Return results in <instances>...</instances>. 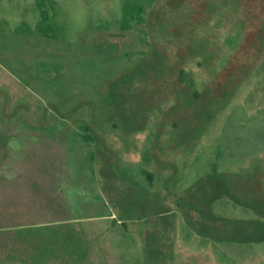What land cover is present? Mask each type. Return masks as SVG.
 <instances>
[{
    "label": "rangeland",
    "instance_id": "374dc122",
    "mask_svg": "<svg viewBox=\"0 0 264 264\" xmlns=\"http://www.w3.org/2000/svg\"><path fill=\"white\" fill-rule=\"evenodd\" d=\"M39 1L0 0V202L9 198L32 204L34 211L30 208L26 215L32 211L38 223L0 228V264H264V242L240 244L208 238L197 234L196 225L187 223L184 216L186 212L192 216L194 204H203L205 210L216 205L218 215L230 220L257 218L255 210L228 197L213 205L212 194L207 203L195 201V195L199 187L209 191L210 181L222 171L244 174L264 169V63L262 71L251 75L235 94L229 95L228 85L220 90L216 104L225 108L214 120L204 119L197 129L161 133L158 141L169 145L165 144L164 150L154 149L157 159L152 163L142 160L154 145L160 126L155 125L153 137L149 132L139 136V150L134 153L127 152L111 135L109 140L119 152L123 168L116 170L114 181H103L99 160L90 156L95 146L84 140L78 126L56 113L55 106L61 107L57 96L52 97L41 82L28 85L26 81L36 79L30 75L35 76L37 66L45 61L53 67L47 84L59 71L64 77L60 90L73 96L84 97L83 90L101 69L116 70L114 81L133 83L124 71L130 62L125 52L148 48L152 39L144 32L150 33L152 14L148 13L147 24L139 33L128 38L119 20L123 0H57L56 9L53 0H43L47 11L44 26L65 28L60 30L63 37L48 44L38 39L44 22ZM225 2L213 1V9L219 8L210 27L215 43L209 46L212 56L211 49L218 45L222 63L235 53L248 28L246 6L237 0ZM165 13L172 17L173 12ZM89 21L95 22V32L117 35L108 36L117 42L109 52V62L94 59L86 64V53L76 52L83 46ZM102 42L103 38L98 46ZM23 66L29 70L25 76ZM102 76L96 77L97 86L92 89L105 97V89L114 81L111 75L108 80ZM211 79L198 74L200 87ZM134 85L126 97H138ZM146 91L143 84L142 92ZM93 100L94 109L107 105ZM77 107L74 101L65 105V112ZM158 107L159 103L147 111L156 112ZM182 132L190 139L185 151H171L182 143L178 137ZM131 145L134 147V140ZM109 152L116 155L111 149ZM43 159L51 162L46 164ZM140 168L154 173L152 184ZM185 196L190 198L181 204L179 200ZM149 242L156 246V262L149 258Z\"/></svg>",
    "mask_w": 264,
    "mask_h": 264
},
{
    "label": "trees",
    "instance_id": "16d2710c",
    "mask_svg": "<svg viewBox=\"0 0 264 264\" xmlns=\"http://www.w3.org/2000/svg\"><path fill=\"white\" fill-rule=\"evenodd\" d=\"M213 1L123 0L119 10V20L121 31L126 32L128 38L131 36L134 38V35L138 34L143 28L144 23L147 24L148 13L152 14L149 19L154 21L148 27L150 33L144 32L149 36L148 38L152 39L151 42L147 43L148 48L142 50L133 48L131 53L129 51L125 52V56L129 57L130 62H128L129 64L124 68V71L127 73V78L134 79L133 83H127L128 80L121 83L118 81L119 79L114 81V79H117L116 70L105 71L101 69L95 74L94 84L91 83L88 88L83 90L84 97L73 96L64 90H60L61 81L64 80V77L59 71L55 73V77L54 73L52 74L54 81L52 80V83L47 84V82H50L47 79L49 73L53 72V67L51 68L49 62L45 61H41L42 63L40 62V65L37 66L39 71L35 76L34 74L30 75L36 77V79L26 81L27 84L31 82V85L41 82L50 89L49 92L52 97L57 96L58 105L61 107L55 106L56 113L78 126L83 133L84 140L95 146L94 150L90 152V156L93 161L95 159L99 160L100 175L103 181L106 179L114 181L116 170L123 168L119 152L113 148L109 140L111 135L116 136L115 138L127 152L134 150V153L139 150V136L147 135V132H149L148 135L151 134L153 137L156 134L152 131L156 128L155 125L160 126L154 145L147 150L142 160L143 162L152 163L157 159L156 154L153 153L154 149L161 148L164 150L166 149L165 144L169 145L164 141V144L158 141V138L162 137L161 133H164V136L165 134L172 135L176 129H180L181 132V129L185 127H195L197 129L202 125L204 119L207 121L214 120L225 108V105L221 107L216 104L218 98H221L220 90L225 89L228 85L229 95L235 94L251 75L260 72L264 63V0H237L239 4L242 3L247 9V33L241 43L235 46V53L224 63L220 60L222 55H220L218 45L215 47L216 49H211L212 56L210 55L209 46L215 43L210 27L219 8L215 6L217 10L213 9ZM220 1H222V4L226 3L225 0ZM38 3L41 18L44 20L42 26H40L42 37L39 36L38 39H43V41L51 44L52 41H56L55 39H59V36L63 37L60 30L62 31L65 28L55 27L52 24L44 26V23H46L44 14L47 13L43 9L45 3L43 0ZM52 4L55 8L57 2L53 0ZM165 12H173V14L171 13L172 17L167 16ZM88 23L90 29L83 36L85 39L83 46L76 49V52L86 53V56H88L86 60H89L85 61L86 64L93 62L94 59L102 63L109 62L108 59L111 60L109 52H112L117 42L110 40L108 36L116 37L117 35L108 32L103 36L102 33L94 31L96 29L94 21ZM112 23H115V21ZM21 29L24 30V28ZM165 36H169L168 39L164 38ZM179 36H181V40L178 38ZM102 38L103 42L98 46V42ZM22 68H24V76L29 74L27 66ZM75 68L76 66L73 67V70ZM99 74L103 75L102 78L106 80L111 75V80L114 81L112 85L107 87L108 90L105 89V97L97 96L95 92L97 88L94 92L92 89V87L97 86L96 77ZM198 74H207L212 79L200 87ZM63 83L65 85V82ZM43 84L41 90L44 91ZM120 84L124 85L121 86ZM133 84H135L133 91L138 96L135 99L125 96L126 92H130L129 88ZM143 84L147 86L146 92H142ZM49 96L51 95L49 94ZM93 99L107 105H101V107L98 105L94 109ZM74 101L78 103V107L76 109L70 108L66 113L65 105L71 106ZM49 102L51 105V101ZM158 103L159 107L156 112L147 111V109H154ZM97 108H99V111ZM160 119L162 120L161 123ZM164 126L165 129H163ZM187 133L189 134V132ZM178 135L182 143L176 145L175 148L173 147L171 151L179 149L184 152V147L190 139L186 136V132ZM133 140L135 141L134 147L131 145ZM109 149L114 151L116 155L110 154ZM43 160L41 162L46 164L51 162L47 159ZM142 168H140V171L152 184L154 173L142 171ZM214 172L217 173V168ZM254 174L250 172L244 174L222 172V174L215 175L210 181L211 189L209 191H201V188H198L195 201L199 199V203H207L210 201L209 194H212V198H214L212 204L214 205L220 199L228 197L236 204L255 210L258 213L257 218L247 221H220L216 219L219 216L212 213L213 206L210 210H205L203 204L199 206L201 208L194 204L192 216L190 217L187 212L184 215L186 222L190 225L194 223L197 234L205 235L208 238L240 244L264 242V169L257 168V176H254ZM189 198L185 196L179 201L182 204L188 201ZM31 205L5 198L3 202H0V207L2 206L0 208V220H2L0 221V228L10 229L38 225L31 214L35 206L30 207ZM30 208H32V211L26 215ZM55 242L54 244L58 246L59 242L56 238ZM155 247L150 242L148 243V252L149 254L152 253L149 258H152L151 260L154 262L157 261L155 259L157 257Z\"/></svg>",
    "mask_w": 264,
    "mask_h": 264
},
{
    "label": "flooded vegetation",
    "instance_id": "af4514ba",
    "mask_svg": "<svg viewBox=\"0 0 264 264\" xmlns=\"http://www.w3.org/2000/svg\"><path fill=\"white\" fill-rule=\"evenodd\" d=\"M56 2H57V0H55ZM115 1H117V0H115ZM222 172H229V171H222ZM253 173H255L254 174V176H257V169L256 170H254V172ZM216 206V205H215ZM215 206H214V208H212V213L214 214V213H216L217 215H218V213L214 210L215 209ZM215 214V215H216ZM216 215V216H217ZM219 216V215H218ZM220 217V218H219ZM219 217H217L216 219H218V220H220V221H229L230 219H227V218H224V217H221V216H219Z\"/></svg>",
    "mask_w": 264,
    "mask_h": 264
}]
</instances>
